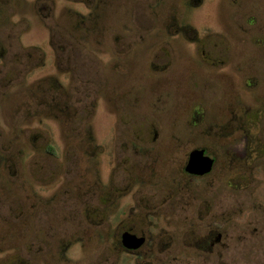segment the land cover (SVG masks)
I'll use <instances>...</instances> for the list:
<instances>
[{"label": "rangeland", "instance_id": "1", "mask_svg": "<svg viewBox=\"0 0 264 264\" xmlns=\"http://www.w3.org/2000/svg\"><path fill=\"white\" fill-rule=\"evenodd\" d=\"M185 2L104 0L100 17L78 22L77 28L91 29L86 39L65 27L73 26V13L86 15L79 0H38L37 19L21 10L20 18L14 13L12 22L0 25L8 49L0 65V264H264V109L256 111L264 108V0ZM174 12L192 20L194 38L207 49L198 52L205 63L191 60L192 48L177 42L175 61L164 71L158 30ZM116 26L131 33L120 47L132 45L116 51L117 60L109 51ZM100 33L102 45L91 47ZM213 59L227 61L213 66ZM49 76L69 87L78 113L71 128L93 125L97 141L88 148L96 165L87 162V149L66 146L61 118H11L10 108L24 98L20 93ZM248 109L251 133L236 128L221 137L215 125ZM220 139L230 146L227 153ZM247 140L257 141L258 149L239 160ZM170 141L180 148L165 147ZM200 144L229 159L228 167L220 164L190 185L177 182L184 152ZM152 160L158 164L144 172L153 180L130 185L131 173L140 171L133 165ZM95 171L103 186L113 173V195L123 193L112 211L94 212L105 207L99 189L90 188ZM128 208H134L131 216L121 214ZM214 224L221 242L193 254L190 242L203 243ZM128 226L150 238L138 255H126L115 242Z\"/></svg>", "mask_w": 264, "mask_h": 264}, {"label": "flooded vegetation", "instance_id": "2", "mask_svg": "<svg viewBox=\"0 0 264 264\" xmlns=\"http://www.w3.org/2000/svg\"><path fill=\"white\" fill-rule=\"evenodd\" d=\"M81 2H84L87 5V13L86 15H81L79 13H73L72 16H74L76 19L73 22V26L70 27L69 25L65 26L68 30V32L73 35V36H82L83 39H86V35L89 34V32L91 31V29H86V28H77L78 22H79V26L85 22V17H89L88 19H97L98 17L101 16L102 14V10H103V6H104V0H79ZM193 0H186V2L184 3L185 6H189V7H194L193 6ZM37 3L38 0H0V25L6 21H11V16L15 13L18 14L19 17V13H21V10L24 11H28L30 18H36L38 17V11H37ZM85 16V17H84ZM20 18V17H19ZM128 23V22H127ZM126 23V24H127ZM59 24V23H58ZM126 34L123 35V33H119V30L116 26V28H114L111 32H110V36L109 39L110 40V48L109 51L115 52L114 58L117 60L118 59V54H116V51H129L131 46L127 43L125 45V47H120L121 43L118 44L119 40H127V37L130 36L129 32L126 30L125 31ZM195 32L196 29L193 26V22L192 20H186V19H182V16L180 15V13L174 12L172 13V15H166L165 17H163L161 19V27L158 30V34L161 36V44L159 45L158 51L162 52L161 55V61L164 65V71H167V69H169V67L174 63L175 61V54H176V46L179 44H175L177 42H187L188 46H190L192 48V51L194 53V56L191 55V60H197V61H201L204 62L198 52L200 48H203V51L206 52L207 49L205 47L204 44H202L199 39H195ZM98 39H100L98 41ZM105 40V37L100 33V35H98L97 39L95 40V44L93 43V45L90 44L91 47L95 48V45H102V41ZM98 42V43H97ZM114 42V43H113ZM54 46V45H53ZM122 46V45H121ZM187 46V45H186ZM97 48V47H96ZM123 49V50H122ZM105 50H108V48L106 47ZM8 49H6L5 44L3 43V41L0 39V65L3 64L5 56L7 54ZM57 54V53H56ZM214 63H210L209 64H215L213 66H216L217 64L221 63V64H225V60L220 61L218 59H213ZM58 56H57V64H58ZM38 63H35L34 65H32L29 69V73L30 71L33 69V67L37 66ZM116 65V64H115ZM68 70V69H67ZM66 71V70H65ZM30 75V74H29ZM31 76V75H30ZM251 79V78H245L244 76V81ZM37 80V79H35ZM56 78L53 76H49V77H45L42 79H38L37 81H35V83L32 84V86L30 87V89L24 93H20V95H22V97L24 96L23 100L18 104L15 103V106L11 107V118L14 116V119H17L18 117H21V119L23 118L22 122H25V119L28 116H33V117H37V115H42L44 117H48L49 118H53L55 117L56 119L61 118L62 120H60L62 122V126H63V131L65 132V135L68 139L65 140L66 142V146L68 147H78V148H85L86 153L88 154L86 158H89V152H91V150H89V146H93L96 143V139L94 137V132H93V125H89L88 123H86L85 125H83L81 128L78 129H73L71 128V123L75 120V118L77 117V109L73 106V104L71 102L72 101V97L69 91V87L65 88L64 86H62L60 84V82H56ZM40 81V82H38ZM251 81V80H250ZM8 82V81H7ZM38 82V83H37ZM39 88H41V91H38ZM98 91V98L101 96V90L100 88L97 90ZM19 95V96H20ZM5 94L2 97V100L5 99ZM2 100H0V103L2 102ZM38 107V109H35V107ZM36 107V108H37ZM264 108H257L256 111L258 112V114L262 113ZM5 110V109H4ZM252 109H248L244 111L243 114L238 115V117L236 116L235 118H232L231 120L227 119V121L223 122L222 124H218L215 125L218 129L220 128L221 130V137H229L230 134H233L234 132L238 131L236 128H238L240 131L245 133V129H247V132L251 133L252 129H249V127H247V123H246V113H249V111H251ZM247 111V112H246ZM5 112V111H4ZM54 119V118H53ZM258 120V118H257ZM12 121V119L10 120ZM21 122V121H18ZM251 123V121L249 122ZM256 121L252 122L250 124L251 125H255ZM228 126V125H233L234 129H232V131L228 132V131H224L223 127H219L220 125H224ZM16 130L18 131H23L24 129H17V127H15ZM226 129V128H225ZM227 130V129H226ZM217 131V132H218ZM247 135V134H246ZM245 135V136H246ZM248 136V135H247ZM155 139V138H154ZM221 140V139H220ZM217 141L221 147L225 148V153H227L226 148L230 147L227 144L223 145V140L221 141ZM179 141H170L169 144L165 143V147L170 148H180V143H178ZM254 141L253 140H247L246 142V146L244 147L243 153L242 155H240L239 160H247V158H252V155H249L248 153V149L250 148L252 152H255L253 150L258 149L256 146L257 141L254 142V145H252ZM249 144L251 146H249ZM51 148V147H50ZM195 148H203L205 149V154L209 155L213 160V166L210 172L199 175V174H193V173H189L188 171H186V165L189 159V154L190 152L195 149ZM168 151V150H167ZM258 151V150H257ZM84 154V157H85ZM167 154V152H166ZM170 154V152H168V155ZM248 159V160H249ZM92 162L93 164L96 165L97 161H91L90 158L87 162ZM153 162L150 165H144L143 167L138 166L137 164L133 165V168H136L137 171H139V173L137 174H132L131 173V178L133 180V182H131L130 185H135V182H138L137 185H142L143 183H145L144 181H151L153 180V178H146L145 175L147 173H145V169H148L150 167H154L155 165L158 164L157 161L152 160ZM91 164V163H90ZM222 165V168L226 169V167H228L229 164V159H223L220 158L218 155V152L213 151L212 149L209 148V145L207 144H200L198 146H193L192 148H190L189 150L184 152V156H183V160L182 163H180V165L177 167L178 172L176 171L174 174L179 176L176 177L177 178V182H185L186 184L190 185V183H194L196 180H202L205 179L207 177H210V175L215 174L216 170L218 169L219 165ZM157 167V166H156ZM91 168V166H90ZM160 172L155 171V174H158ZM113 173H109L108 176V180L107 181V185L109 184V186H107L106 184L103 186L102 182H101V177L99 176V173H97L96 171L94 172V175L92 178H88V180H90V188L92 190H96L99 189L100 191V196H101V200L105 201V207H101V209H93L94 212H103L105 213V211H112L113 207L115 206V200L117 198V196L119 194H123L122 192H120L117 195H113V191H117V188L115 187V183H114V179L112 176ZM4 179L7 180V178L5 177V175L3 174ZM183 179H180V178ZM81 186H80V192L82 194L86 193V190H84L83 185L85 186L86 183H88L87 177L86 178H82L81 179ZM1 182H4L2 180V178L0 177V184ZM184 183V184H185ZM179 185V184H178ZM179 187V186H178ZM102 188H105V191H102ZM112 189V190H111ZM128 189V188H127ZM109 190V194L107 193V191ZM79 191V190H78ZM130 191V190H129ZM126 193H128L126 191ZM110 196V197H108ZM115 198H114V197ZM113 197V199H112ZM111 198V202H109V204H107L108 199ZM134 208L130 209H122L121 214L123 213V211H125L127 214V216H131L133 213ZM89 211L88 208L83 207V212L84 214H86V212ZM99 215H101V213H99ZM124 215V213H123ZM98 216V215H97ZM148 217V216H147ZM103 216L101 217V219H99V221L103 220L102 219ZM94 221L96 220V218L93 219ZM148 223L150 224V222H155V220L152 218L151 220H149V218H147ZM222 224L224 225V222H222ZM219 225L214 224L211 229L208 231V233L203 237V243H199L197 239H194L195 242H190V244L194 247V250L192 252H194L193 254H197V251H202V252H208L211 249H213L216 245H218L221 240H222V233H220L221 231L218 230ZM125 231H130L132 233L137 234L138 236H145L146 240L145 242L136 249H128L126 247L123 246L122 244V233ZM192 240H193V233L191 236ZM196 238V237H195ZM149 236L144 232V231H139V230H135L133 229V227L128 226L125 229H123L120 233V235L118 237H116L115 242L117 244V247H119L123 252L127 254H134V255H138L142 252V249L149 243ZM196 251V252H195ZM190 252V253H192ZM185 254V253H183Z\"/></svg>", "mask_w": 264, "mask_h": 264}, {"label": "water", "instance_id": "3", "mask_svg": "<svg viewBox=\"0 0 264 264\" xmlns=\"http://www.w3.org/2000/svg\"><path fill=\"white\" fill-rule=\"evenodd\" d=\"M214 160L205 154V149L195 148L189 154L186 171L193 174H205L211 171ZM122 244L128 249L139 248L146 240L145 236H138L130 231H125L121 236Z\"/></svg>", "mask_w": 264, "mask_h": 264}, {"label": "trees", "instance_id": "4", "mask_svg": "<svg viewBox=\"0 0 264 264\" xmlns=\"http://www.w3.org/2000/svg\"><path fill=\"white\" fill-rule=\"evenodd\" d=\"M28 264H30V263H28Z\"/></svg>", "mask_w": 264, "mask_h": 264}]
</instances>
